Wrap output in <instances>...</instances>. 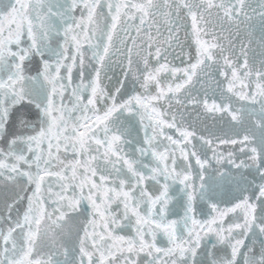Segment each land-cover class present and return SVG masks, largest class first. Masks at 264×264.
I'll return each instance as SVG.
<instances>
[{
	"label": "snow or ice",
	"instance_id": "1",
	"mask_svg": "<svg viewBox=\"0 0 264 264\" xmlns=\"http://www.w3.org/2000/svg\"><path fill=\"white\" fill-rule=\"evenodd\" d=\"M0 264H264V0H0Z\"/></svg>",
	"mask_w": 264,
	"mask_h": 264
},
{
	"label": "water",
	"instance_id": "2",
	"mask_svg": "<svg viewBox=\"0 0 264 264\" xmlns=\"http://www.w3.org/2000/svg\"><path fill=\"white\" fill-rule=\"evenodd\" d=\"M23 2L25 3V4H27V3H29V2H35V0H23ZM5 26H7V22H5ZM193 51H194V48H193ZM176 63H179V61H176ZM208 218H210V216L208 217Z\"/></svg>",
	"mask_w": 264,
	"mask_h": 264
}]
</instances>
